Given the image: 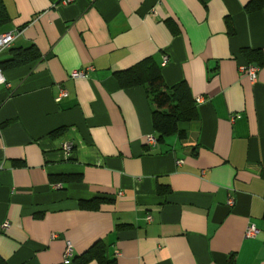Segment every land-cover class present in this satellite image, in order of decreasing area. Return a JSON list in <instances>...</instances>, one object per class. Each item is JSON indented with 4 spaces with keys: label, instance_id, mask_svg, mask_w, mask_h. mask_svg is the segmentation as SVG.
Masks as SVG:
<instances>
[{
    "label": "crops",
    "instance_id": "obj_1",
    "mask_svg": "<svg viewBox=\"0 0 264 264\" xmlns=\"http://www.w3.org/2000/svg\"><path fill=\"white\" fill-rule=\"evenodd\" d=\"M64 1L2 0L0 35L17 34L0 64L15 49L39 59L0 87V257L77 264L100 242L114 264H264V61L254 82L239 72L250 53L264 60V6ZM149 58L198 112L155 145L144 88L115 78Z\"/></svg>",
    "mask_w": 264,
    "mask_h": 264
},
{
    "label": "trees",
    "instance_id": "obj_2",
    "mask_svg": "<svg viewBox=\"0 0 264 264\" xmlns=\"http://www.w3.org/2000/svg\"><path fill=\"white\" fill-rule=\"evenodd\" d=\"M264 6L261 0H251L246 7L247 12H252ZM2 0H0V28L8 22ZM12 58L0 64L2 73L8 69H15L28 65L37 59L39 55L33 48L11 50ZM248 54V53H247ZM262 54L253 52L248 54V63L257 67L262 65ZM119 86L123 89L143 87L149 104L152 107L151 122L157 142L183 133L178 129L179 123L193 122L198 119L196 104L185 83H179L172 87H166L159 66L152 58L146 59L135 67L115 74ZM55 134V133H54ZM53 134V135H54ZM73 160L71 157L70 161ZM77 180V179H76ZM57 182H69V178H58ZM77 264H86L96 260L98 264H114L105 258L102 243L94 244L85 254L77 258ZM0 264H7L0 257Z\"/></svg>",
    "mask_w": 264,
    "mask_h": 264
},
{
    "label": "built area",
    "instance_id": "obj_3",
    "mask_svg": "<svg viewBox=\"0 0 264 264\" xmlns=\"http://www.w3.org/2000/svg\"><path fill=\"white\" fill-rule=\"evenodd\" d=\"M70 2L69 0H65L64 3H68ZM17 33L15 32H8V33H4L0 35V51H2L3 49H6L8 47L11 46L13 40L15 39ZM167 62V59H164L163 64H165ZM92 68H84L81 70H76L73 71L70 74V78L77 80V79H84L87 75V72L91 71ZM259 68L257 66H254L252 64L249 65H244V66H240L239 67V72L246 74L250 80L252 82H254L256 80L257 77V73H258ZM5 84V77L3 75V73L0 70V87L2 85ZM67 97V92L66 91H61L59 97L55 100L56 102H59L60 100H62L63 98ZM202 100L201 99H197V103H200ZM147 143L148 144H152L155 145L156 144V139L152 136L147 138ZM71 144L70 143H64L62 145V151L65 153V155L69 156L71 154ZM9 224L7 222H5L2 226L1 229L2 230H6L8 229ZM258 233V230H256V228L252 225L248 226L245 232V237L246 238H253L255 237V235ZM71 255V246H67V249L65 251V258L70 257Z\"/></svg>",
    "mask_w": 264,
    "mask_h": 264
}]
</instances>
